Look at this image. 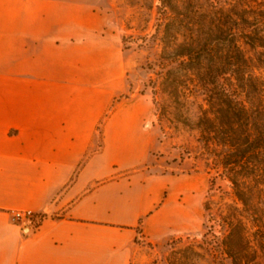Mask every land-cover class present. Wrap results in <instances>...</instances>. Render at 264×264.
<instances>
[{
  "label": "crops",
  "instance_id": "crops-1",
  "mask_svg": "<svg viewBox=\"0 0 264 264\" xmlns=\"http://www.w3.org/2000/svg\"><path fill=\"white\" fill-rule=\"evenodd\" d=\"M128 66L109 8L0 0V264H131L194 223L188 178L138 173L156 134ZM10 209L47 215L23 232Z\"/></svg>",
  "mask_w": 264,
  "mask_h": 264
},
{
  "label": "trees",
  "instance_id": "trees-1",
  "mask_svg": "<svg viewBox=\"0 0 264 264\" xmlns=\"http://www.w3.org/2000/svg\"><path fill=\"white\" fill-rule=\"evenodd\" d=\"M159 1L160 60L170 66L162 67L161 90L183 107L190 83L205 105L194 120H167L197 133L209 178L204 212L217 227L198 244L173 248L167 262L218 254L227 264H264V0Z\"/></svg>",
  "mask_w": 264,
  "mask_h": 264
},
{
  "label": "rangeland",
  "instance_id": "rangeland-1",
  "mask_svg": "<svg viewBox=\"0 0 264 264\" xmlns=\"http://www.w3.org/2000/svg\"><path fill=\"white\" fill-rule=\"evenodd\" d=\"M182 1V0H179ZM203 2V0H197ZM205 1V0H204ZM93 6L109 8L111 23L119 27L122 35V47L128 55L127 82L129 92L142 94L145 102L151 107V120L145 121V129H153L156 139L153 144L151 162L143 167L138 173L146 180L152 178L160 182L162 176L171 178L175 186H178V178H188L193 198L192 206H198V214L194 223L188 228L173 230L169 237L160 244H150L137 240L141 247V255L133 259L131 264H168L167 260L174 258L173 248L188 243L198 244L203 239V234L213 226L217 227L212 220L207 221L204 212V201L209 188V178L205 172V164L199 155L200 145L197 142V133L184 127L179 122L167 118L182 114L191 120L196 118L199 108L204 107L201 90L188 84L190 100L182 107L175 104L169 96L161 90L160 75L162 67L169 68L165 63L161 64V30L164 22L161 21L163 14L159 10V0H91ZM178 2V6H181ZM179 41L182 38L179 37ZM175 66V65H174ZM258 72L264 78V69ZM130 93H127L129 95ZM218 184L226 187L225 182ZM200 189V190H198ZM171 191L170 184L162 187L163 199ZM183 194L177 198L181 201ZM196 198V199H195ZM214 199L217 196L214 194ZM205 223L206 228L202 225ZM180 238L181 243H170L171 239ZM197 264H227L221 261L218 254H203L196 261ZM263 264V263H260Z\"/></svg>",
  "mask_w": 264,
  "mask_h": 264
},
{
  "label": "built area",
  "instance_id": "built-area-1",
  "mask_svg": "<svg viewBox=\"0 0 264 264\" xmlns=\"http://www.w3.org/2000/svg\"><path fill=\"white\" fill-rule=\"evenodd\" d=\"M8 214L12 222L17 224L23 232L36 230L47 215L46 212L19 209H10Z\"/></svg>",
  "mask_w": 264,
  "mask_h": 264
}]
</instances>
